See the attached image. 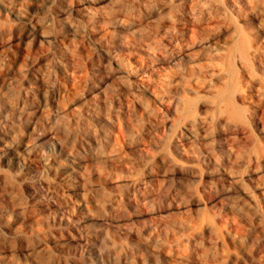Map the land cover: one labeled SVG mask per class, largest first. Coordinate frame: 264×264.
Listing matches in <instances>:
<instances>
[{"label":"rangeland","instance_id":"rangeland-1","mask_svg":"<svg viewBox=\"0 0 264 264\" xmlns=\"http://www.w3.org/2000/svg\"><path fill=\"white\" fill-rule=\"evenodd\" d=\"M0 137V264H264V0H0Z\"/></svg>","mask_w":264,"mask_h":264},{"label":"bare ground","instance_id":"bare-ground-1","mask_svg":"<svg viewBox=\"0 0 264 264\" xmlns=\"http://www.w3.org/2000/svg\"><path fill=\"white\" fill-rule=\"evenodd\" d=\"M5 132V131H4ZM9 135V134H8ZM4 143L2 137H0V143ZM7 143V142H6ZM5 144V143H4ZM14 146V145H13ZM8 147L6 152H7V156L9 159L17 157L21 154H27L30 155L31 154V149H29L27 143H21V144H17L16 147ZM29 158V157H28ZM30 160V159H29ZM31 161V160H30ZM65 166L62 169V173L67 175V176H71V173L73 171H75V168L77 166H79V162L75 159V157L73 155H71L70 153L66 154V162L64 164ZM37 169V168H36ZM38 171V170H37ZM42 186V185H41ZM69 239L72 242H79L81 241V236L75 234V233H69ZM68 238V237H67Z\"/></svg>","mask_w":264,"mask_h":264}]
</instances>
